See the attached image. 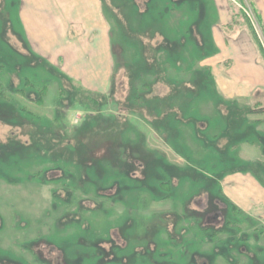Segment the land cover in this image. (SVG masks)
Masks as SVG:
<instances>
[{
    "label": "rangeland",
    "instance_id": "374dc122",
    "mask_svg": "<svg viewBox=\"0 0 264 264\" xmlns=\"http://www.w3.org/2000/svg\"><path fill=\"white\" fill-rule=\"evenodd\" d=\"M49 1L0 0V264H264V217L225 193L237 174L264 183L238 159L241 138L261 141L252 123L264 133L258 0H101L109 58L57 62L43 51L72 36ZM220 54L249 63L255 90L230 117L207 64Z\"/></svg>",
    "mask_w": 264,
    "mask_h": 264
},
{
    "label": "crops",
    "instance_id": "0c3cea01",
    "mask_svg": "<svg viewBox=\"0 0 264 264\" xmlns=\"http://www.w3.org/2000/svg\"><path fill=\"white\" fill-rule=\"evenodd\" d=\"M67 1H69V4L66 3ZM97 2L98 3L96 4L95 0H50L47 3L50 6V9L48 11L55 12V14L53 15L54 23L50 22V28L51 29L63 28L62 29L63 31L61 32H63L64 34L68 33L69 35H71L72 38H70V40L72 42L69 44L62 42L60 47L54 45V48L47 45L49 49L46 50V52L43 51V54L45 55L44 57L48 56L49 59L56 61L54 59L55 56H52L53 55L52 53L54 52V53H60L61 58L66 59L67 57H71L72 60L75 61L76 57L82 54V51L85 52V54H87V58L98 56L100 52H105L108 56V53H110V41L108 36V31L110 30V28L108 25V21L104 16L103 3L101 0H97ZM257 5H255L256 10L259 13L260 19L262 20V25H264L263 0H258ZM230 14L231 13H228V9L226 8L221 9L219 14L220 19L219 22L217 23V26L220 27L226 26L231 28V25L234 20L232 19V15ZM89 15L93 17L90 26L80 20L81 18L86 17V19L84 20L88 21L87 19H89ZM72 17H81V18L72 20L71 19ZM96 23H101V24L105 23L106 25L105 34L102 33V31H100V29L97 26H95ZM100 33L103 35V38L101 42L97 44L98 43L97 39L98 37H100L99 35ZM87 35L89 37H86ZM221 35H223L222 32ZM251 59H252L251 60L252 66L250 70V76L252 78V71L254 72L253 69H255L254 56H252ZM225 61H231V58L229 59H226L224 57L222 58L220 54V56L215 55L207 59V64L208 66H210L209 69L211 70L212 75H215V71H216V74L219 76L217 77V79L218 80L219 78L223 79L221 83L215 84V89L220 93V95L224 97L221 104L223 105L225 104L226 107H230L227 110V116L230 117L232 114L231 109L236 108L238 106L237 103L240 104L244 103L245 105L246 104L250 105L251 102H249L248 104L247 101L249 100V98L252 99L255 90H262L264 84L260 83L259 85H257V89L255 90H253V87H249L250 85L248 86L247 83V77H248L247 66L249 65L248 62H246L247 65L246 67L244 68L241 67L239 70H234V68H229V67L223 68L221 65H219ZM92 68L96 72V66L94 64L92 65ZM239 75L245 76V78L243 80H240L238 78ZM225 116L226 114L223 111L222 112L220 111V115H219L220 121H222ZM252 125L253 126H251V128H253L254 131L256 130V133H258V135L260 136L261 141L253 143V142L244 141L246 138H241L244 139L242 141L243 150H244L243 153H245L247 157L241 158L238 156V159H241L242 161L244 160L246 162L257 163V164L260 162L263 166L264 160H262L260 155L256 156V153L259 152L261 154L262 152H264V133L257 128V125H255V123H252ZM231 131L233 132V130H227L226 132H231ZM223 137L228 138L229 142L230 141L233 142L228 146V148L231 149L234 148L237 143H240L238 140H241L240 138L236 140L232 134L231 135L224 134V130L220 134L219 137L220 140ZM244 143H249V144H244ZM221 149H223V147L220 146V151H222ZM252 153L254 157L250 156ZM256 179L248 174H237L235 178L233 177L229 178V183L225 185L226 187L225 193L227 194L229 199H231V201L234 202L240 209H243L247 212H251L254 214H258L260 217L263 218L264 217V183L262 182L261 179L258 178Z\"/></svg>",
    "mask_w": 264,
    "mask_h": 264
},
{
    "label": "built area",
    "instance_id": "2783aa9c",
    "mask_svg": "<svg viewBox=\"0 0 264 264\" xmlns=\"http://www.w3.org/2000/svg\"><path fill=\"white\" fill-rule=\"evenodd\" d=\"M247 14L249 15V18L252 20V17H251V15L249 14V12L247 11Z\"/></svg>",
    "mask_w": 264,
    "mask_h": 264
},
{
    "label": "trees",
    "instance_id": "16d2710c",
    "mask_svg": "<svg viewBox=\"0 0 264 264\" xmlns=\"http://www.w3.org/2000/svg\"><path fill=\"white\" fill-rule=\"evenodd\" d=\"M1 67V66H0Z\"/></svg>",
    "mask_w": 264,
    "mask_h": 264
}]
</instances>
